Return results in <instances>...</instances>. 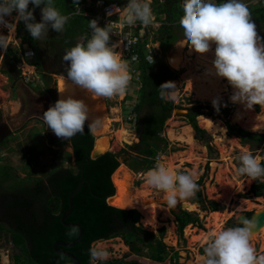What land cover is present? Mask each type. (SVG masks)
<instances>
[{"label": "rangeland", "instance_id": "obj_1", "mask_svg": "<svg viewBox=\"0 0 264 264\" xmlns=\"http://www.w3.org/2000/svg\"><path fill=\"white\" fill-rule=\"evenodd\" d=\"M154 1L151 0L150 4L153 15ZM255 1L258 0H243L247 6L252 5ZM91 2L93 3V0H87L85 5L88 7ZM116 2L118 8L111 18L116 23L111 28L115 36L114 38L110 36V45H118L115 50L121 52V58L127 61L132 80L123 97L117 96L112 99H103L102 102L97 100L94 104H90L93 105L90 109L95 111L96 108H104L107 114L109 127H107L104 134L106 137L109 136L107 138V145L108 147L110 146L108 150L119 155L120 165L124 166L126 171L129 170L133 173L132 187L130 186L129 191V196H131L144 190L143 187L146 184L144 174L148 171L140 170L135 173L129 169V159L140 157V152L144 148L141 144V129H138L137 123L132 124L130 122V119L133 118L138 121L136 115L131 112L140 103V92L142 89L140 79L141 65L140 61L133 64L128 53L124 50L120 38L122 30L120 19L128 0ZM215 2L219 4L220 2H226V0H215ZM53 3L57 7L61 4V1L53 0ZM83 4H80V6ZM81 14L87 16L86 13ZM81 14L78 13V15ZM15 16L16 13L14 12L12 16L5 17V19L11 23ZM35 22H41V12L35 17ZM138 23L140 22L138 21L134 25ZM73 26H77V24ZM97 26L101 27V24L97 23ZM143 27L144 29L141 33H145L147 44L153 52L159 54L154 62H164L174 70V62L177 57L185 58L186 61L183 60L181 68L175 69L178 74V79L174 82L175 90L178 91L176 99L165 97L167 103H173L176 110L182 111L185 115L177 116L178 113L175 110L171 119L165 123L161 137L166 142L159 143L160 152L154 158V166L157 163H164L177 171L195 173L199 191L196 193L195 198L182 202L194 204L193 211L187 208H185V211L199 220L198 223L187 225L181 235L178 230L176 217L171 212L173 208L167 206L162 192L151 187L146 191L145 195L147 194L148 199H152V201L138 210H130H134L139 214L136 226L152 233L155 240H160L171 252L167 260L161 264H200L199 258L203 253L206 236H211L223 228L237 226L238 217L241 214L249 217L253 211L264 208V198H255L251 193V188L255 181H252L247 176L236 175V168L240 164L238 157L245 151L264 158V106H256L258 108V111H256L254 106L251 109H247L242 103H233L231 97L234 94V89L227 81L223 82L224 79L217 76V80L212 82L216 84L210 83L212 89H215L214 92L208 94L209 98L200 100L197 92V83L192 80L196 79V75L202 71L207 63L214 61L215 45L213 44L205 54H197L193 51L186 55L189 47L179 46L180 42L184 40L183 30L179 28L174 30L179 35V38L172 45L167 46L165 53L161 54V51L163 53V47L158 37L161 22L155 17L151 25ZM25 31L24 23L20 22L13 37L15 40L10 42L7 50L12 47L14 51L18 50L21 55V50L28 49L27 46L21 47V33H25ZM51 31L53 33H51V36H53L55 31L52 29ZM87 31V33H91L89 26ZM256 31L262 38V42H264V31L257 29ZM62 33L59 34L62 35ZM8 34V30L0 26V35L8 36ZM76 42L84 43V38L79 35L76 38ZM7 50H1L0 52V55L3 56V59L0 60V117L3 123L11 128V135H14V137L6 139L0 146V196L24 194L26 189L35 188L38 182H41L42 187L47 189V177L51 172L58 169H70L75 166L72 164V148L68 140L57 138L48 129L42 118L43 112L50 106H54L58 100L56 86L57 79L61 78V75L53 74L51 76L50 89L55 90L51 94L47 88L42 87V71L30 64L32 56L28 55V51L27 54L25 53L21 57V62L15 64L14 61L9 60L10 56H5ZM146 53L148 54L149 52ZM10 55L12 56L14 53H10ZM213 72L215 73L214 69ZM64 79L68 80L67 78ZM189 82L191 86L188 84ZM41 88L44 91L42 96L38 94ZM214 101L216 102L215 108L213 107ZM198 107L201 109L195 110L193 114H201L196 118V122L199 129L208 134L204 140L198 136L187 118L191 115V110ZM211 109L224 112L219 114V119H213L209 117L212 113ZM147 114V110L140 114V122ZM258 117L260 118L258 119ZM204 118L219 122L221 126L217 125L222 130L208 131L205 129ZM252 121L256 123L255 126L248 124V122L251 123ZM228 124L236 126L246 133L261 135L262 141L260 143H242L237 137L229 135ZM251 126L252 128H250ZM188 128L192 130V142H196L195 145L188 143L190 141L189 136H184ZM171 131L180 140L171 139ZM102 135L95 133L96 141ZM67 155H70V158L66 159ZM45 197L36 199L35 207L38 209L40 218L43 217ZM196 198H201L203 202H195ZM196 203L199 204L197 205ZM180 204L176 207L180 206ZM217 206H220V208L217 209ZM1 224L3 225V230L0 232V264H16V256L21 257L22 263L30 264L28 257L13 244L11 235L13 226L4 222ZM135 243L140 248L138 254L132 251L123 235L93 243L92 249L107 251L109 257L104 261H118L119 264H122L135 260L137 264H160L152 261L150 257L151 250L147 244ZM155 243L154 241L153 245ZM250 243L257 250L258 255L264 254V236L261 237L260 232L253 235ZM176 252L179 257L173 262L172 256ZM99 262L101 261H96L95 263Z\"/></svg>", "mask_w": 264, "mask_h": 264}, {"label": "clouds", "instance_id": "obj_2", "mask_svg": "<svg viewBox=\"0 0 264 264\" xmlns=\"http://www.w3.org/2000/svg\"><path fill=\"white\" fill-rule=\"evenodd\" d=\"M78 2L73 0L75 5ZM30 3L34 7L43 5L41 22H34L33 11L29 10ZM150 4L151 0H128L120 19L121 25L130 27L138 21L145 27L151 25L155 17ZM79 5L75 6L76 12ZM181 7L183 15L179 25L184 40L179 46L189 47L197 54H205L214 44L215 59L212 67L216 76L226 80L234 89L232 102L242 103L247 109L264 106V42L256 31L247 4L243 0H226L219 4L215 0H183ZM85 11L92 14L91 11ZM14 12L16 16L9 23L5 17L12 16ZM76 12L73 14L77 15ZM86 17H91L88 22L90 38L86 44L77 43L63 56V60L68 62L67 79L86 90L94 99L123 97L132 76L127 61L115 50L118 45H110V24L101 28L92 15ZM69 20L70 16L62 15L53 0H0V26L9 33L8 36L0 35V50H7L10 42L15 40L13 37L20 22L24 23L33 40H41L47 37L49 26L61 33ZM150 59L152 61V57ZM61 79L64 81L63 76ZM175 88L172 82L161 84L158 88L160 97L176 99L178 91ZM213 107H216L215 101ZM42 118L57 138L70 140L85 132L89 109L80 100L59 99L54 106L43 112ZM238 159L240 164L236 168L237 176H247L252 181L264 183V158L245 151ZM144 179L148 186L164 194L169 208L195 198L199 191L195 173L177 171L164 163H157L149 169ZM76 231V228L72 229L73 233ZM254 231V221L241 218L237 226L223 228L206 236L200 264H264V254L258 255L250 243ZM108 257L107 251L90 249L92 264L107 260Z\"/></svg>", "mask_w": 264, "mask_h": 264}, {"label": "trees", "instance_id": "obj_3", "mask_svg": "<svg viewBox=\"0 0 264 264\" xmlns=\"http://www.w3.org/2000/svg\"><path fill=\"white\" fill-rule=\"evenodd\" d=\"M60 1L61 4L56 8L62 15L70 16V20L64 27L62 43L64 46H75L76 38L79 35L84 38V43H86L91 36V33H87L88 22L91 21V17L73 14L76 12L75 6L85 3L86 0H79L76 5L73 0ZM98 1L100 0H93L95 7L85 9L91 11L92 16L97 13L96 3ZM116 1L119 0H107L108 4ZM182 3L183 0H155L153 3L154 15L161 22L158 37L163 47V54L166 47L172 45L179 38L174 30L181 28L179 19L183 15ZM41 8V6L34 7L31 3L29 4V10L33 11L34 17L41 12ZM248 8L256 29L264 31V0L255 1ZM76 24L77 26H73ZM140 29L141 23L136 28V33ZM21 40V47L27 46V50H21L20 55L18 50L15 49L16 51H14L10 47L7 50L9 53L6 52L5 54L7 57L10 56L9 60L14 61L15 64L21 62V57L25 53L27 54V51L28 55L32 54L30 47H35V40L30 37L27 31L21 33ZM146 43L147 39L143 41L138 50L142 82L140 103L131 112L138 119L137 126L138 129H141V144L144 146L140 152V157L129 159V167L135 173L140 170L147 171L154 167V158L160 152L159 143L166 142L161 137L165 123L171 119L176 110L173 103H167L165 98L160 97L158 88L166 82L174 83L178 79V74L164 62L150 63L146 58V50L144 51ZM10 53H14V55L11 56ZM30 64L37 66L39 62L32 60ZM198 109L201 108L191 110V115L187 118L198 136L204 140L208 134L199 129L196 122V118L201 114H193ZM254 109L258 111L256 106ZM144 110H147L148 114L140 122L139 116ZM211 111L209 117L213 119H219V114L224 112L212 109ZM227 129L229 135L237 137L242 143H260L262 141L261 135L246 133L236 126L228 124ZM68 142L72 148V156L75 157V166L70 169H58L51 172L47 177V189H44L42 183L38 182L35 188L26 189L24 194L0 196V203L4 206L5 216L10 218V222L15 227L11 231L15 247L28 257L30 264H76L70 258L55 253L52 246L57 241L72 243L80 235L77 228V231L73 233V228L63 226L60 218L68 209L67 197L84 181L82 190L76 197H73V211L65 222L80 225L85 234L77 246L59 249L75 255L81 264H92L90 249H92L93 243L123 235L134 253L140 252V248L135 245V242L145 243L151 250L150 257L153 262L160 264L165 262L171 252L160 240L156 241L152 233L136 226L139 214L134 210L118 209L108 204V199L115 195L112 175L120 166L119 155L108 152L99 159L92 160L90 155L95 149L96 138L87 124H85L83 134H77ZM210 149L212 150V148ZM68 157L70 158V155H67L66 159ZM251 193L255 198H264V183L255 181ZM44 196L46 197L44 199L43 217L40 218L38 209L35 207L36 199ZM194 201L203 202L201 198H196ZM218 208L220 206H217ZM176 217L181 235L187 225L198 223L199 220L186 211ZM1 223L3 221L0 220V232L3 230ZM154 241L156 243L153 245ZM178 257V253H174L172 261L174 262ZM15 260L16 264H24L20 256H16ZM95 264H119V262L101 261ZM122 264H137V262L132 260Z\"/></svg>", "mask_w": 264, "mask_h": 264}, {"label": "bare ground", "instance_id": "obj_4", "mask_svg": "<svg viewBox=\"0 0 264 264\" xmlns=\"http://www.w3.org/2000/svg\"><path fill=\"white\" fill-rule=\"evenodd\" d=\"M192 52H193V50L189 48L186 51V55L190 54ZM119 53L121 54V52H119ZM183 60L185 61V58L177 57V59L174 62V68L175 69L181 68V66H183ZM212 65H213V62L207 63L203 67L202 71L196 75V79L192 80V81L197 83L196 84L197 92H198V96H199L200 100H202V98L203 99L209 98L208 94L214 92V90H215V89L213 90L212 87L210 86V83L217 80L216 74L213 72ZM212 84H216V83H212ZM56 87H57L56 90H57V99L58 100L59 99L73 98V99L82 101L89 109V120L87 121V123L91 124V127H93L94 133H96V134L98 133L101 135L105 133V131L107 130V127H109V122L107 121V114L105 113L104 108H96L95 111L90 109V107H93V105H90V104H94L97 100H99V101L101 100L100 102H102L103 98H96V99L92 98V96L86 90L81 89L79 86L74 85L70 80H66V79H64V81H63L61 78H58ZM58 90H64V91L60 92ZM212 96H210V97H212ZM214 99H215V97H214ZM203 102H205V101H203ZM101 104H103V103H101ZM259 118L260 117H258V119ZM209 121H211V120L205 119V118L203 119L204 125H206L205 129H207L208 131H212V130L217 131L219 129L222 130L219 122L211 121V123H210ZM217 124H219L220 126ZM248 124H251L252 126L256 125V123L254 121H252L251 123L248 122ZM252 126L250 128H252ZM184 134H185L184 136H186V137L189 136V138H190V141L188 143H190L191 145H192V143H193V145L196 144V142H192L193 133H192L191 129L188 128ZM170 136H171V139H173V140H180L179 137H175L174 132H172V131L170 132ZM108 137H106L104 134V135H102V137H100L98 139V141H97V148L98 149H102L103 151H107L109 149L110 146L108 147V145H107V138ZM181 139H183V138L181 137ZM132 174L133 173H131L129 170L126 171L124 166H121V165L117 169V171L114 173L113 183L117 189V198L114 200L113 203H111V205L113 207L118 208V209H124V210H130V209H137L138 210V209L144 207L145 204H148L152 201V199H148V196H146L147 194L145 195L146 191H148L150 188V186H148L147 184L144 185L143 191L137 192L136 195H135V193L134 194L130 193L132 195L129 196L130 186L132 183ZM184 204H185V208H187L188 210H190V211L194 210V204H190V203H184ZM258 232H260L261 237L264 236V227H262Z\"/></svg>", "mask_w": 264, "mask_h": 264}, {"label": "flooded vegetation", "instance_id": "obj_5", "mask_svg": "<svg viewBox=\"0 0 264 264\" xmlns=\"http://www.w3.org/2000/svg\"><path fill=\"white\" fill-rule=\"evenodd\" d=\"M51 33H52L51 27L49 26L47 37L41 40L35 41V44H34L35 47L34 48L30 47L32 48L30 51L32 53L31 55L32 60L39 62V65L35 67H37V69L42 71V77H41L42 87L47 88V90L52 94L55 90L50 89L51 76L53 74H56V75H61L64 78H67L68 62L63 60V56L67 50H70V48L74 46L63 47L64 46V44L62 43L63 38H64L63 33L61 32L62 35H60L59 33L55 32L53 36H51ZM75 43L77 44V42ZM224 81L226 80H223V82ZM43 92L44 91L41 88L38 94L42 96ZM7 131H8L7 124L3 123L2 118L0 117V139H2V137L5 134H7ZM44 131L46 132L45 127H44ZM11 137H14V135H10L9 138ZM5 141L6 139L0 140V146ZM0 208H1L0 217L2 216L0 220L3 221L7 225L13 226V223L10 222V218L5 216L4 206L1 203H0ZM171 212L174 213L176 217L177 215H180L183 211L180 209V206H178L176 211L173 210ZM176 221L178 224L177 217H176ZM14 229L15 227L13 226L11 231Z\"/></svg>", "mask_w": 264, "mask_h": 264}, {"label": "water", "instance_id": "obj_6", "mask_svg": "<svg viewBox=\"0 0 264 264\" xmlns=\"http://www.w3.org/2000/svg\"><path fill=\"white\" fill-rule=\"evenodd\" d=\"M1 52V50H0ZM170 66V65H168ZM171 67V66H170ZM172 68V67H171ZM173 69V68H172ZM175 71V70H174ZM176 113H178L177 116H183L185 115L182 111L180 110H176L175 111ZM87 125H89L87 122H86ZM91 129V132H93V135L95 136V133L93 131V127H90ZM7 134H5L2 139L0 140H3V139H7V137L10 135L11 131L9 130V128L7 127ZM95 138H97L95 136ZM99 139V138H98ZM97 139V141H98ZM97 141H96V145H95V149L94 151H92L91 155H90V158L92 160H97L99 159L101 156L107 154L108 152H111L109 150L107 151H103L102 149H98L97 148ZM120 167V166H119ZM131 169V168H129ZM116 172V171H115ZM114 172V173H115ZM112 183H113V175H112ZM85 182H81V184L79 185V187L73 191L68 197H67V202H68V209L67 211H65L61 218H60V221L61 223L63 224V226L67 227V228H77L79 231H80V235L78 236V238L73 241L72 243H66V242H62V241H57L53 244L52 248L54 250L55 253L59 254V255H62V256H66L68 258H70L71 260L75 261L76 264H81L79 259L75 256V255H72L68 252H65V251H62L60 250L59 248H71V247H75L79 244V242L81 241V239L83 238L84 234H85V231L82 229V227L78 224H75V223H66V219L71 215L72 211H73V197H76L78 195V193L82 190L83 186H84ZM114 185V183H113ZM115 188V195L111 198L108 199V204L110 206L111 203L114 202V200L117 198V189L116 187L114 186ZM197 205L199 203H196ZM180 209L182 211H185V204L182 203L180 204ZM174 211L177 210V207L173 208ZM188 211V210H187ZM243 219V218H247V219H250V220H253L254 221V224H255V231H254V234L257 233L262 227H264V208H261V209H257L255 211H253L251 213V215L249 217H247L245 214H241L239 215L238 217V223H239V220L240 219Z\"/></svg>", "mask_w": 264, "mask_h": 264}, {"label": "built area", "instance_id": "obj_7", "mask_svg": "<svg viewBox=\"0 0 264 264\" xmlns=\"http://www.w3.org/2000/svg\"><path fill=\"white\" fill-rule=\"evenodd\" d=\"M92 6H93L92 2L90 5H88V7L85 4H83L82 6L79 5L76 14L78 15V13L79 14L86 13L87 16H91V14H89L87 11H84V10L91 8ZM96 8H97L98 14L96 16H93V19H95V21H97V23L101 24V28H104L109 24H110L109 25L110 28H112V26H115L116 23L114 21H112L111 18L113 17V15L115 14L114 12L118 8L117 3H109L108 4L107 0H101V1L97 2ZM108 13H111V15H109ZM81 15H84V14H81ZM113 23H115V24H113ZM138 25L139 24L133 25L130 27L122 25V30L120 32V35L122 36V37L120 36V38L122 40L124 50L128 53V56L131 59V61L133 62V64H135L136 62L139 63L140 60H139L138 50L140 48V45L143 44V41L146 40L145 33L144 34L141 33V31L144 29L143 25H142L141 29L138 31V33H136V28L138 27ZM110 36L114 38L115 35H113V33H112V34H110ZM145 50H146V52H149L148 54H146L147 60L150 63H153L154 60H156V56H158L159 54L156 52H153L147 43L144 46V51ZM161 54H163L162 51H161ZM133 57H135L136 59H133ZM150 57H152V61H151ZM154 57H155V59H154ZM130 122L132 124L137 123L135 118L130 119Z\"/></svg>", "mask_w": 264, "mask_h": 264}, {"label": "crops", "instance_id": "obj_8", "mask_svg": "<svg viewBox=\"0 0 264 264\" xmlns=\"http://www.w3.org/2000/svg\"><path fill=\"white\" fill-rule=\"evenodd\" d=\"M138 24H140V23H138ZM141 27H142V24H141ZM7 127H8L9 130L11 131V133H10V135H11V134H12V130H11V128H10L9 126H7ZM10 135H9L7 138H9ZM71 158H72V164L75 165V157H73V156L71 155Z\"/></svg>", "mask_w": 264, "mask_h": 264}]
</instances>
